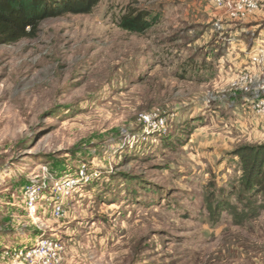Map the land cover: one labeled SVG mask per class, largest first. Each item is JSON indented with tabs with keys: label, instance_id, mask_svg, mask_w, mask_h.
Instances as JSON below:
<instances>
[{
	"label": "rangeland",
	"instance_id": "374dc122",
	"mask_svg": "<svg viewBox=\"0 0 264 264\" xmlns=\"http://www.w3.org/2000/svg\"><path fill=\"white\" fill-rule=\"evenodd\" d=\"M263 145L264 0L43 19L0 45V264H264Z\"/></svg>",
	"mask_w": 264,
	"mask_h": 264
},
{
	"label": "trees",
	"instance_id": "16d2710c",
	"mask_svg": "<svg viewBox=\"0 0 264 264\" xmlns=\"http://www.w3.org/2000/svg\"><path fill=\"white\" fill-rule=\"evenodd\" d=\"M99 1L0 0V45L14 43L30 36L43 19L63 13H89ZM155 21L156 15L152 13L128 11L119 17L118 25L124 31L142 33ZM245 150V155L239 157V166L245 162L250 170L243 172L240 182L246 189L264 195V145L247 147Z\"/></svg>",
	"mask_w": 264,
	"mask_h": 264
},
{
	"label": "built area",
	"instance_id": "2783aa9c",
	"mask_svg": "<svg viewBox=\"0 0 264 264\" xmlns=\"http://www.w3.org/2000/svg\"><path fill=\"white\" fill-rule=\"evenodd\" d=\"M221 1V0H220ZM252 6V5H251ZM146 120H148L147 118H146ZM69 181V180H68ZM73 184V181L72 180H70L67 184H66V186L67 187H69V188H71V185ZM30 205H31V202H30ZM43 240V242L40 244V246L44 249V248H46L47 246H49V245H51V240H48V239H44V238H41V241ZM39 241H40V239H39ZM34 252H31V254H33Z\"/></svg>",
	"mask_w": 264,
	"mask_h": 264
},
{
	"label": "bare ground",
	"instance_id": "6f19581e",
	"mask_svg": "<svg viewBox=\"0 0 264 264\" xmlns=\"http://www.w3.org/2000/svg\"><path fill=\"white\" fill-rule=\"evenodd\" d=\"M117 186H118V185H117ZM103 192H104V191H103ZM41 236H42V235H39L38 237H39V238H42Z\"/></svg>",
	"mask_w": 264,
	"mask_h": 264
}]
</instances>
